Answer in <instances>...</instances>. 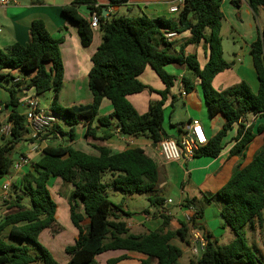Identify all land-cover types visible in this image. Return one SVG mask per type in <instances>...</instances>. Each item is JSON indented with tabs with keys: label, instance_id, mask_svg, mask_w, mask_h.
<instances>
[{
	"label": "trees",
	"instance_id": "1",
	"mask_svg": "<svg viewBox=\"0 0 264 264\" xmlns=\"http://www.w3.org/2000/svg\"><path fill=\"white\" fill-rule=\"evenodd\" d=\"M128 1L110 0V4L120 6ZM222 3L221 0H184L177 19L113 16L110 21H105L104 8L98 6L97 0H73L63 7L64 17L77 25L84 47L92 44L94 30L79 8L85 6L91 14L99 16L102 43L92 57L88 86L93 102L87 106H61L59 94L63 89L64 66L60 44L63 39L54 38L42 20L32 22L27 44L15 43L0 49V87L12 83L5 88L9 99L0 101V123L3 112L8 114L7 120L12 123L11 135L0 138V179L11 172L15 162L13 153L29 148L34 142L29 138L25 115L18 110L25 98H38L53 91L54 98L48 112L58 118L42 137L45 145L39 158L28 164L29 170L17 183H12L14 194L10 192L9 198L2 200V205L10 213L0 222V264H60L40 243L44 231L57 229L58 205L49 185L52 178L73 186L69 199L70 220L78 230V236L73 245L66 247L70 256L66 264H99L97 256L114 251L137 252L156 258L158 264H178L183 252L172 244V240L179 237L187 241L190 226L182 222L178 231H170L171 218L162 215L163 223L156 231L133 234L122 217H131V213L109 199L103 183L104 175L109 173L116 190L124 194H155L149 197L150 204L163 206L164 199L156 196L159 171L154 159L139 147L112 154L107 147L94 146L99 153L95 156L76 150L72 145L60 143L54 146L47 141L65 138L73 141L76 137L74 128L79 124L86 129L85 138L105 141L107 136L98 137L97 129L108 128L113 121L122 135L147 136L154 143L162 141L168 137L163 128L165 105L179 80L166 68L175 66L189 72V76L180 79L186 94L193 93L197 88L195 81L200 80L199 87L210 117L221 116L224 121L222 128L208 137L207 144L194 158L219 157L225 148L224 140L235 127L237 134L231 155L244 157L255 134L251 126L242 122L243 119L250 113L264 118V31L259 32L251 45L258 92L253 93L244 81L224 91L214 89V78L233 66L224 59ZM231 3L239 7L238 0H231ZM248 5L255 14L259 9L264 10V0H248ZM165 31L178 34L189 31L190 37L176 50L173 43L167 42ZM201 43L209 49L208 62L203 67L196 54L186 53L188 46ZM148 67L160 79L164 90L156 91L140 80ZM13 70L29 80L14 82ZM144 92L157 93L160 99L151 101L148 111L140 114L128 98ZM104 99L112 103L114 111L100 117ZM64 126L69 130L65 131ZM262 130L260 126L259 131ZM215 197L222 202L221 216L225 226L234 232L235 239L225 246H216L208 240L201 258L191 264H263L248 245L245 229L255 222L263 227L264 147L249 165L236 168L215 196H206L205 204H210ZM80 204L84 207V214L79 211ZM181 206L195 208L193 226L203 217L204 207L196 199H187ZM123 258L110 259L106 264H117ZM140 264L150 263L144 260Z\"/></svg>",
	"mask_w": 264,
	"mask_h": 264
},
{
	"label": "crops",
	"instance_id": "2",
	"mask_svg": "<svg viewBox=\"0 0 264 264\" xmlns=\"http://www.w3.org/2000/svg\"><path fill=\"white\" fill-rule=\"evenodd\" d=\"M177 1L178 0H129L127 4L120 6H112L110 0H97V3L98 6L107 8L108 13L104 17L105 21H110L113 16L116 17L120 14L124 8H126L128 12H122L123 15L121 16H148L149 18L166 17L168 19H177L178 15L170 12V7L175 5ZM72 2L73 0H16V2L10 1L8 4L0 3L1 50L15 43L27 44L30 36V26L32 22L36 20H42L54 38L63 39V43L60 44V54L64 66V79L63 89L59 94V102L61 106L66 108L87 106L93 102V96L88 86V74L92 68V57L102 43V32L100 29H97L94 30L92 44L89 47H84L82 45L77 25L68 21L62 13L63 7L70 5ZM238 2L239 7L233 6L231 0L222 3L224 20L222 22L221 36L224 59L232 63L233 66L217 75L212 85L214 89L224 91L244 81L249 84L253 93H257L259 82L251 56V45L258 38L259 32L264 31V23L261 24L264 22V10L259 9L257 14H255L250 9L248 0H238ZM136 11H138V13ZM79 12L82 16L90 20L92 14L87 7H80ZM225 24H228V27L231 28L232 35L223 36L222 31ZM189 37V31L178 34V37L173 43L174 48L178 50ZM186 53L196 54L202 67L208 62L209 49L204 43L188 46L186 48ZM226 53L231 55V58L226 57ZM166 69L170 74L178 76L179 80L172 88L165 105V121L163 128L165 135L168 137H164L163 139L169 138L178 140L187 131L190 121L194 118L202 122L207 137L210 138L216 134L222 128L224 121L221 116H217L213 119L210 117L202 90L199 87L200 80L195 81V85L197 86L196 91L198 92L195 96L190 94L183 96L184 87L180 79L184 75L189 76L188 70L175 66H169ZM11 74L15 78H23L17 70L11 71ZM140 80L156 91L164 90V85L150 67L146 68L145 72L140 76ZM11 84L12 83H8L7 86L3 85V87L0 88L7 93L5 88L10 87ZM64 92L67 93V96L69 94L66 100L68 103L66 105L63 104L62 100ZM193 97H195L194 100H192ZM8 99V93L7 96L0 94V101L5 102ZM128 99L140 114H145L148 111L149 103L159 100L160 97L157 93L144 92L139 95L130 96ZM179 102L183 103L187 109V122H184L182 119H176L174 116V104ZM205 106L207 113L205 111ZM49 108L46 110L48 111ZM113 111L114 108L112 103L108 99H104L99 111L100 117L108 116L112 114ZM242 122L247 126H251L255 134V138L249 145L244 157L231 155V149L235 144L234 138L237 134V127H235L224 140L225 148L219 157H201L179 162H164L162 160L159 154L160 142L154 143L152 139L147 136L130 137L120 134V129L116 121H113L108 128L100 127L97 129L98 137L107 136L108 139L105 141L85 138L84 134L86 129L84 125L79 124L74 128L76 137L73 141L68 138L53 141L49 139L47 144L49 143L54 146L60 143L72 145L76 150L95 156L99 153L94 146L107 147L111 150L112 154L121 153L127 149L136 147L143 149L146 155L154 159L158 165L159 183L156 188V196L163 198L164 203L163 206L154 205V210L143 209L141 216L135 220L123 215L122 217L126 220L131 233L140 235L156 231L163 223L162 215L171 218L168 230L173 232L178 231L181 228V223L186 222L185 214L187 208H183L181 204L187 199H196L198 202L202 203L204 213L202 218L197 219L195 227L207 240H210L216 246H225L222 245V243L225 241L226 237L229 242L228 244L234 241V232L224 224V220L221 216L222 206H219L217 212H213L211 207L215 198L212 199L210 204H205V197L215 196L219 189L231 178L235 169L238 167L244 168L249 165L255 155L264 147V118L250 113ZM180 124L184 125L180 128L176 127V125ZM260 126L263 127L262 131H259ZM64 129L68 131L69 127L64 126ZM44 145L45 144H43L42 147ZM29 148L27 147V149L22 150V153H19V158L25 154L32 158L30 162L37 160L40 154H31ZM28 170L29 165L23 166L19 171L12 169V183H17L21 176ZM5 182L6 177L0 179V222L10 213L1 203L2 186ZM53 184L54 186H58L56 188L58 192L62 191V187L67 189L68 185L70 186L69 193L65 196L64 200L66 204L64 213L66 219L69 217L67 222L68 226H63L59 221L61 219L58 206L56 214L57 229L46 230L41 236L48 231L53 239L56 236L65 235L64 237L67 241H65L66 243L64 245L62 244L59 246L57 243L51 241H48V244L54 258L60 264H66L70 259V256L66 252V247L73 245L78 236V230L70 220L69 199L73 186L65 184L58 178ZM169 188L172 190L176 188L179 189L181 197L177 201L171 198L166 199L162 194ZM50 190L57 203L58 198L53 195L54 193L51 188ZM11 192L14 194L12 188ZM126 195L127 194H122L120 196L121 200H125L127 197ZM130 195L133 196L134 194ZM58 204L59 203H57V205ZM79 211L84 214V207L82 204H80ZM255 225L260 232L261 228L257 222H255ZM172 244L179 247L183 255L186 252V248L190 249L191 257L189 258V264L195 261V256L193 254L194 245L190 231L187 241H182L179 237H175L172 240ZM58 254L61 255L62 259H58ZM262 254L264 256L263 251ZM120 257L124 258L117 264H140L141 261L144 260L149 261L150 264H158L156 258L148 257L137 252L122 251L103 253L97 256L96 260L99 264H106L110 259Z\"/></svg>",
	"mask_w": 264,
	"mask_h": 264
},
{
	"label": "built area",
	"instance_id": "3",
	"mask_svg": "<svg viewBox=\"0 0 264 264\" xmlns=\"http://www.w3.org/2000/svg\"><path fill=\"white\" fill-rule=\"evenodd\" d=\"M10 1L16 2V0H0L1 4H8ZM222 2L228 0H221ZM184 4V0H178L175 5L170 7V12L173 14H178ZM91 28L97 30L99 28V16L94 13L90 18ZM1 30V28H0ZM164 36L169 43H174L175 39L178 37V33L175 31H165ZM29 78H15L14 82L28 81ZM186 96L185 90L182 93ZM26 109L25 118L29 129V138L34 140L30 146L31 154H41L42 145L45 141L42 139L44 134L52 128L57 122L58 118L52 113L43 110L40 107V102L37 97H26L23 103ZM12 123L8 120L0 123V138L11 135ZM208 142V137L205 132L202 122L194 118L190 121L187 131L178 139L165 138L159 143V154L164 162H179L185 160H191L194 158L195 154L200 150V148L206 145ZM30 163L27 156H21L18 161L14 162L13 170L19 171L23 166ZM12 173L10 172L6 176V182L2 186L1 199L6 200L9 198L12 185ZM196 212L195 208L190 206L187 208L185 214V221L190 226V233L193 241V254L197 261L201 258L202 253L207 247L208 240L193 226L192 215Z\"/></svg>",
	"mask_w": 264,
	"mask_h": 264
},
{
	"label": "rangeland",
	"instance_id": "4",
	"mask_svg": "<svg viewBox=\"0 0 264 264\" xmlns=\"http://www.w3.org/2000/svg\"><path fill=\"white\" fill-rule=\"evenodd\" d=\"M123 13H127V9L124 8L122 9ZM118 14L116 17H120L121 15H123V13ZM138 13V11H136ZM264 22H262L261 24H263ZM228 24L224 25L222 34L224 37L226 36H230L232 35L231 33V28L228 27ZM226 57H230L231 55H228L226 53ZM8 83H4V86H7ZM67 91V90H66ZM196 93H198L196 90L191 93L190 95L195 96ZM0 94H4L7 96V93L4 92L1 88H0ZM69 97V94L67 96V93L64 92L62 95V100H63V104L66 105L68 102L66 101L67 98ZM54 98V92L53 91H48L42 95H40L38 97L39 102H40V107L43 110H46L49 108L50 104L52 103ZM195 97H193L192 100H194ZM174 108H175V118L176 119H182L184 122H187L188 120V116H187V109L185 108V105H183V103L179 102L177 104H174ZM19 112L22 114L26 113V109L24 108V106H20L18 108ZM47 111V110H46ZM205 111L207 113L206 110V106H205ZM7 116L8 114L6 112H3L1 114V119L2 122L5 123V121L7 120ZM208 116V114H207ZM19 153H22V149L20 151L14 152L13 153V159L14 161H18L19 159ZM27 156L29 158V160H31L32 158L29 157L28 155H22ZM21 157V156H20ZM57 178H53L52 181L50 182V188L53 191V195L58 198L57 203L59 206V210H60V219L59 220L63 226H68L67 222L69 220V217L66 219V215L64 213V209H66V204H65V196H67V194L69 193L70 190V186L68 185L67 189L65 187H62V191L58 192V190H56V188L58 186H54V182ZM103 183L106 185V194L108 195L109 199L116 205H122V208L125 211H129L131 213V218H133L134 220L137 219L139 216H141V213L143 212V209H150V210H154V207L150 204L149 201V197L150 196H155V194H134L133 196L130 194H127L125 200H121L120 196L122 194H124L123 192H121L120 190H116L113 186H112V177L111 174L107 173L106 175H104L103 178ZM66 186V185H65ZM164 195V197L166 199L171 198L174 199L175 201H177L180 197V191L179 189H168L167 191L162 193ZM27 198V197H26ZM61 199V200H59ZM63 201V202H62ZM3 201L1 200V203ZM26 203L29 204V199L26 200ZM222 206V202L220 200H217L215 197V200L212 202V207L211 210L213 212H217L219 206ZM3 207V206H2ZM257 226L254 224L253 226H247L245 229V237L248 241V245L251 247L252 251L256 254H258L257 256L260 258V260L263 262L264 264V256L262 254V251L264 252V211H263V227L261 228V233L259 232V229L256 228ZM261 234V235H260ZM65 235H61V236H56L54 239L53 237L50 235L49 231L45 232L41 237H40V243L50 251L49 249V244L48 241H51L53 243H57L59 246L60 245H64L67 241L66 238L64 237ZM229 242L227 240V237L225 239V241L222 243V245H227ZM58 259H62L61 255L58 254ZM191 257V250L186 248V252L184 253L183 257L179 260L178 264H189V258ZM196 262V257H195V261ZM196 264V263H195Z\"/></svg>",
	"mask_w": 264,
	"mask_h": 264
},
{
	"label": "water",
	"instance_id": "5",
	"mask_svg": "<svg viewBox=\"0 0 264 264\" xmlns=\"http://www.w3.org/2000/svg\"><path fill=\"white\" fill-rule=\"evenodd\" d=\"M107 13H108V10H107V8H104L103 9V16H106L107 15ZM25 97V96H24Z\"/></svg>",
	"mask_w": 264,
	"mask_h": 264
}]
</instances>
